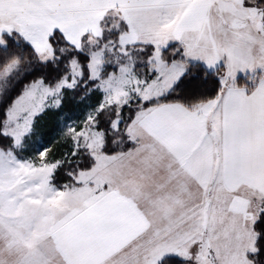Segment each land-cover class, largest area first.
I'll return each mask as SVG.
<instances>
[{
    "label": "snow or ice",
    "instance_id": "6c2138e0",
    "mask_svg": "<svg viewBox=\"0 0 264 264\" xmlns=\"http://www.w3.org/2000/svg\"><path fill=\"white\" fill-rule=\"evenodd\" d=\"M0 264H264V0H0Z\"/></svg>",
    "mask_w": 264,
    "mask_h": 264
}]
</instances>
